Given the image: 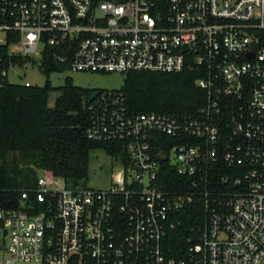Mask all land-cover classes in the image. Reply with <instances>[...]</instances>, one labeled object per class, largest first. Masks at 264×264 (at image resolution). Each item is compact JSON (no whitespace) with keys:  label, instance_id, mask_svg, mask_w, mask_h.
Wrapping results in <instances>:
<instances>
[{"label":"built area","instance_id":"built-area-1","mask_svg":"<svg viewBox=\"0 0 264 264\" xmlns=\"http://www.w3.org/2000/svg\"><path fill=\"white\" fill-rule=\"evenodd\" d=\"M0 45L91 74L193 69L207 93L190 118L94 99L87 136L120 143L116 180L53 189L39 170L18 200L0 190V264H264V0H0ZM165 163L187 192L159 189ZM197 198L200 242L171 256V218Z\"/></svg>","mask_w":264,"mask_h":264},{"label":"trees","instance_id":"trees-1","mask_svg":"<svg viewBox=\"0 0 264 264\" xmlns=\"http://www.w3.org/2000/svg\"><path fill=\"white\" fill-rule=\"evenodd\" d=\"M34 63L32 58L12 55L0 45V190L18 200L20 193L37 185L38 171L45 170L62 178L67 187L87 188L91 154L101 150L113 160L124 159L120 143L97 142L87 136L90 123L88 107L103 91L76 87L67 78L59 87L54 107L49 95L55 88L50 82L54 72L69 70L68 64L54 60L53 51L44 54L40 69L46 75L44 86L12 84L4 71L11 66ZM199 75L193 69L173 74L133 72L125 76L119 90L127 116L157 113L196 117L207 103L206 91L196 85ZM159 189L168 193L187 192L188 179L168 163L162 165ZM205 208L198 198L186 204L171 218L173 228L166 238L171 256L183 258L190 245L200 242ZM192 240V242H190Z\"/></svg>","mask_w":264,"mask_h":264},{"label":"rangeland","instance_id":"rangeland-1","mask_svg":"<svg viewBox=\"0 0 264 264\" xmlns=\"http://www.w3.org/2000/svg\"><path fill=\"white\" fill-rule=\"evenodd\" d=\"M34 63H27L25 66H11L7 72V79L12 84L32 85L42 87L47 81L46 75L41 71V58L32 56ZM71 78L76 87L91 91L119 90L124 84L125 76L121 74H91L66 70L54 72L50 75V82L55 88L49 95V106L54 107L57 98L60 96L59 87L63 86L65 80ZM118 163L104 151L97 150L91 154L90 172L88 187L102 189L110 187L116 180V173L119 171ZM41 176H46L40 171ZM49 185L53 189H61L66 186L62 178L50 176Z\"/></svg>","mask_w":264,"mask_h":264}]
</instances>
